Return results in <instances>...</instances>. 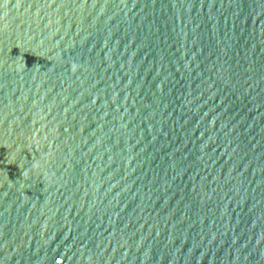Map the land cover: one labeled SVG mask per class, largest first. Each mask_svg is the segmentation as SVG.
<instances>
[{
	"label": "water",
	"instance_id": "1",
	"mask_svg": "<svg viewBox=\"0 0 264 264\" xmlns=\"http://www.w3.org/2000/svg\"><path fill=\"white\" fill-rule=\"evenodd\" d=\"M0 264H264V0H0Z\"/></svg>",
	"mask_w": 264,
	"mask_h": 264
}]
</instances>
